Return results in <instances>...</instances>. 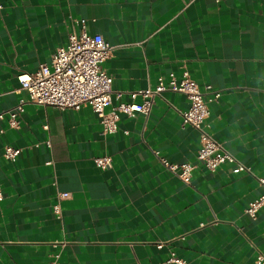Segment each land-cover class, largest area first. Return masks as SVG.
I'll list each match as a JSON object with an SVG mask.
<instances>
[{"label": "crops", "instance_id": "crops-1", "mask_svg": "<svg viewBox=\"0 0 264 264\" xmlns=\"http://www.w3.org/2000/svg\"><path fill=\"white\" fill-rule=\"evenodd\" d=\"M0 4V113L26 97L18 76L50 64L85 20L117 47L104 68L123 94L110 109L187 71L207 98L222 93L210 133L250 169L211 172L197 160L200 134L182 124L190 103L180 93L165 92L149 116L121 115L110 136L89 106L29 105L18 128L0 121V264H166L172 252L188 264H256L264 208L256 221L244 211L264 194V0ZM7 146L21 155L5 158ZM105 155L114 161L102 170L94 159ZM161 158L193 164L191 183Z\"/></svg>", "mask_w": 264, "mask_h": 264}, {"label": "built area", "instance_id": "built-area-1", "mask_svg": "<svg viewBox=\"0 0 264 264\" xmlns=\"http://www.w3.org/2000/svg\"><path fill=\"white\" fill-rule=\"evenodd\" d=\"M4 7L0 4V14ZM83 29L80 33L73 32L69 36L66 47L58 49L50 64H44L34 73H22L18 76L21 85L17 91L19 94L26 93L19 103L9 111L0 113V121L8 117L12 128H18L21 117L29 105L41 107H55L61 110H79L89 106L95 112L103 128V134L110 136L119 131L120 116L132 117L135 114L149 116L165 92L183 94L189 101L190 106L186 111H181L182 124L192 126L200 134V147L197 160L209 171L216 172L224 164H231L234 173L250 172L231 152L222 144L215 141L210 133L207 122L212 102H218L221 92H213L207 98L204 90L191 77L187 71L181 77L170 73L168 79L160 77L154 89L132 92L130 103H119L112 106L113 96L117 99L122 97V92L113 90V77L110 76L104 65L112 56L117 47L105 41L102 35H91L86 30V21H82ZM206 87L205 91H210ZM141 97L142 102H136ZM22 150L7 146L4 151L5 158L15 160L21 155ZM113 156L105 155L94 159L97 167L107 170L113 166ZM165 169L176 174L180 180L190 184L195 166L191 163H171L167 158H161ZM261 187L264 188V178H257ZM62 198H68L69 194H61ZM3 194L0 189V200ZM264 208V194L252 201L245 209L244 214L253 221L259 217ZM162 245L160 244L159 247ZM256 264H264V255L259 254ZM47 264H59V256L53 257ZM166 264H188L172 252Z\"/></svg>", "mask_w": 264, "mask_h": 264}]
</instances>
